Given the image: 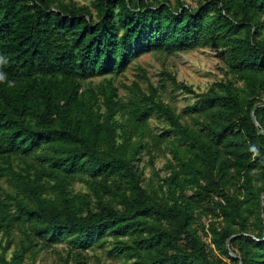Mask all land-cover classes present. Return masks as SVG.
Returning <instances> with one entry per match:
<instances>
[{"label": "trees", "instance_id": "obj_1", "mask_svg": "<svg viewBox=\"0 0 264 264\" xmlns=\"http://www.w3.org/2000/svg\"><path fill=\"white\" fill-rule=\"evenodd\" d=\"M200 48L227 77L166 74L190 119L152 84L120 98L135 60ZM0 55V264L63 243L62 264H264V0H0ZM143 151L169 174L147 180Z\"/></svg>", "mask_w": 264, "mask_h": 264}, {"label": "rangeland", "instance_id": "obj_2", "mask_svg": "<svg viewBox=\"0 0 264 264\" xmlns=\"http://www.w3.org/2000/svg\"><path fill=\"white\" fill-rule=\"evenodd\" d=\"M68 1V0H66ZM78 4H90L93 0H74ZM173 4L179 1L190 5L193 8L198 7L204 0H171ZM166 74L174 75L179 82H184L193 86L197 92H206L210 85L227 77L225 62L215 48H200L188 52L165 55L160 53L146 54L135 60L129 69L117 76L115 85L119 90L120 98L127 102L132 97V91L135 83L140 88L148 92L150 84L159 89L163 101L172 106L177 114H183L184 109L194 103L195 98L186 94L184 91L176 89ZM102 77L93 79V85L102 82ZM150 126L154 133L160 134L168 128L167 123L158 116L152 117ZM154 162L147 151L142 152L141 168H143L147 180L157 182L158 178L169 174L166 169L167 160L171 158L169 151L166 155L158 151H152ZM76 190H82V185L76 184ZM207 222V220H206ZM209 241V239H208ZM66 244H61L53 248L43 250L37 257L35 264H62L61 257L65 258ZM14 247L8 254L11 257ZM1 252V249H0ZM90 264H123L117 259H109L107 252L100 250L96 253L90 252ZM31 262V261H28ZM30 264V263H28Z\"/></svg>", "mask_w": 264, "mask_h": 264}, {"label": "clouds", "instance_id": "obj_3", "mask_svg": "<svg viewBox=\"0 0 264 264\" xmlns=\"http://www.w3.org/2000/svg\"><path fill=\"white\" fill-rule=\"evenodd\" d=\"M7 63H8L7 59L4 56L0 55V66L6 65ZM4 82L8 83L9 88L15 87V82L9 81L7 77V73L0 70V83H4ZM249 150L256 155H259V150L256 148L255 145L251 146Z\"/></svg>", "mask_w": 264, "mask_h": 264}, {"label": "water", "instance_id": "obj_4", "mask_svg": "<svg viewBox=\"0 0 264 264\" xmlns=\"http://www.w3.org/2000/svg\"><path fill=\"white\" fill-rule=\"evenodd\" d=\"M242 264V263H241Z\"/></svg>", "mask_w": 264, "mask_h": 264}]
</instances>
